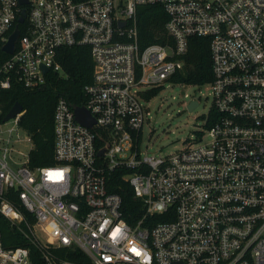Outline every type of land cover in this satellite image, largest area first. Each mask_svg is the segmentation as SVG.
<instances>
[{"label":"built area","instance_id":"obj_1","mask_svg":"<svg viewBox=\"0 0 264 264\" xmlns=\"http://www.w3.org/2000/svg\"><path fill=\"white\" fill-rule=\"evenodd\" d=\"M142 4L162 6L163 41L141 44ZM192 36L211 57L203 123L172 152L141 149L146 93L183 67ZM0 44V91L63 75L61 47L87 45L93 63L82 104L56 98L52 165L29 164L24 109L3 120L0 99V214L40 261L0 236V264H264V0H0ZM114 170L141 211L126 215Z\"/></svg>","mask_w":264,"mask_h":264},{"label":"trees","instance_id":"obj_2","mask_svg":"<svg viewBox=\"0 0 264 264\" xmlns=\"http://www.w3.org/2000/svg\"><path fill=\"white\" fill-rule=\"evenodd\" d=\"M166 14L159 4H142L137 7L138 37L142 45L163 41ZM0 55L5 53L1 50ZM57 60L63 75L49 71L45 82L37 87H25L19 82L0 91L2 114L6 113L14 102H19L24 109L19 124L30 134L33 147L29 155L31 166L52 165L54 103L59 94H64L75 104H82L83 85L91 79L92 59L89 48L84 44L61 47ZM184 65L169 77L173 83L203 84L212 79L211 57L207 36H192L187 51L183 55ZM160 87H153L146 93L148 97L158 92ZM121 170H114L109 177V189L118 192L123 201L126 215L132 211H141L140 202L132 195V189L122 179ZM139 205V206H138ZM0 236L5 247L27 246L33 262L40 263L36 247L8 219L0 214ZM69 260H76L68 255ZM82 259V258H80Z\"/></svg>","mask_w":264,"mask_h":264},{"label":"rangeland","instance_id":"obj_3","mask_svg":"<svg viewBox=\"0 0 264 264\" xmlns=\"http://www.w3.org/2000/svg\"><path fill=\"white\" fill-rule=\"evenodd\" d=\"M159 90L148 101L149 120L142 125L140 148L165 154L181 148L186 138L194 136L202 125L211 96L208 84H182L164 80ZM197 99L192 109L187 102Z\"/></svg>","mask_w":264,"mask_h":264},{"label":"water","instance_id":"obj_4","mask_svg":"<svg viewBox=\"0 0 264 264\" xmlns=\"http://www.w3.org/2000/svg\"><path fill=\"white\" fill-rule=\"evenodd\" d=\"M19 20H22V16L19 18ZM16 35H17V29H15L10 34L8 40L3 44L2 49L4 51L10 52L12 50L13 42H14ZM46 69H47L46 67H43L44 71H46ZM196 104H197L196 100H191L187 104V108L192 109ZM21 108L22 106L19 102L17 101L14 102L13 105L4 114L3 120H7L8 118L12 117L16 112L21 110ZM73 109H74L75 117L79 122H81L82 124L86 126L92 125V123L94 122V119L91 117V115L89 114V112L84 106L74 105ZM102 151H103V148H101L99 152H102Z\"/></svg>","mask_w":264,"mask_h":264}]
</instances>
